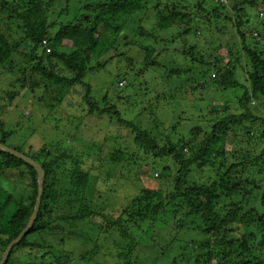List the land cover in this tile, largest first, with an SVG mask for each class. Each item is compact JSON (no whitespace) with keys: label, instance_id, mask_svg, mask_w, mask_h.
Masks as SVG:
<instances>
[{"label":"trees","instance_id":"16d2710c","mask_svg":"<svg viewBox=\"0 0 264 264\" xmlns=\"http://www.w3.org/2000/svg\"><path fill=\"white\" fill-rule=\"evenodd\" d=\"M62 1L65 5H70L74 1L81 7L79 11L83 13L77 22L64 19L68 18L62 16L66 14V9H61V12L56 14L57 7ZM192 1L194 0H0V74L2 70L13 72L14 63L19 57L24 60L26 66L19 72L24 75L18 77L16 82L23 90L30 91L33 96L30 111L34 110L35 113L30 116L24 115V122L40 125L60 122V118L55 116L56 106L62 105L63 97L66 93H71L75 87L87 86L84 97L89 116L98 117V120L106 116L109 119L115 116L119 128L130 134L135 147L146 153H153L155 159L165 162L154 166L156 170L162 169L161 174H156L155 185L151 186L147 183L133 199L132 211L131 209L125 211L129 214L123 216L127 215L129 219H123L122 216L115 223L105 224V233H113L118 226L116 232H121V235L125 237L129 233L125 227L132 225L136 234L141 222L149 219L157 222V217L164 209L166 200L181 198L182 204L187 205L186 211L192 222H201L203 233L210 235L214 245L220 249L210 247L209 242L202 243L196 247L199 250L192 255L189 256V250L185 249L187 253L184 256L172 260L169 264H264V257H258L259 255L255 254L250 247L253 240L251 236H242L240 243L231 236L235 224L250 229L255 222L263 227L264 233V213L251 210L241 217L238 208H233L223 216L214 211L216 204H219L223 197L235 200V191L241 187L239 184L229 187V175L242 164V162L230 164L229 169L221 175L218 171L227 166L228 152L224 147L217 149L216 144L221 141L224 133L226 136L232 135L231 141L244 133L264 140V33H254L253 37V30L248 33L243 30L244 18L247 17L250 9L258 5V0H241V7H234L240 14L234 24L242 39L241 46L235 52L228 51L225 56L219 58L212 51L213 62L205 64L196 56L198 53L195 44L190 46L187 44L193 42L198 32L206 33L205 29L199 26L202 19L209 24L215 23L209 16L212 12L203 7V2L207 0H197L199 12H195L197 14L194 16L189 6ZM203 10L205 15H198ZM216 11L213 13L214 20L218 22L221 18ZM198 18L201 19L195 27ZM227 19L231 20V18ZM261 27H264V22ZM219 49H217L218 54ZM116 57L129 62L132 68L131 73H134L137 68L139 72L136 77L142 70L149 69L160 74V82L166 86L164 91L170 92L169 95L163 96L165 100L174 97L179 100L181 95L189 93L186 86L191 84L190 74L193 72L194 65L216 72L219 79L214 80V85L222 90L238 93V105L243 113L230 115L220 121L215 119L212 131L199 141L201 130L198 125L186 134L179 132L183 127L185 115V110H182L176 121L165 129L167 133H170L166 135L162 130L165 124L157 115L156 109L159 104L157 102L145 104L143 99L138 100L140 96L138 85L141 83L130 74H124L128 82V90L132 91V97L120 96L117 102L124 99L126 102L123 104L130 105L131 114L126 115L125 118L124 112L116 103L110 108L101 107L90 95V84L84 82L90 70L105 69ZM16 85L13 80L12 86ZM55 87L58 90L57 97L47 96L48 98L44 100L38 95L41 88L51 94ZM198 89L206 92L211 88ZM16 95L17 92L13 91L7 96H10V100H14ZM201 101H205V93ZM253 101L256 102L257 109L251 107ZM8 102L7 100L3 106H6ZM11 103L6 110L14 107L15 103L12 105ZM167 105L174 108L173 111L176 113L180 108H184L178 104L167 103ZM142 106H144L142 111H139L138 108ZM208 108L209 106L202 108V113L207 112ZM212 109L217 110L218 106L214 105ZM3 111L1 106V112ZM145 112L149 114L147 128L143 126L144 117L147 116ZM131 115L136 116L134 120L130 118ZM85 120L91 125V118L86 117ZM200 121L198 120V124ZM97 126L96 121V128ZM236 127L241 128L240 135ZM1 128L0 143L34 159L45 171L42 182L44 192L36 222L30 232L12 249L6 264H13L15 263L13 255L16 251L29 250L32 255L34 251H37L36 248H42V245L31 237L38 233H54L56 218L65 221L70 229L83 232V229L80 230L81 222L84 223L93 215L96 216L89 204L93 196L88 185L90 172L87 169L93 165L98 167L97 159L100 160L101 156H97V159L89 156L82 162L78 158H72L69 151L60 152L62 144L59 147L57 145L55 149L50 146L46 148V151L39 150L34 155L25 152L24 149L8 145L7 141L13 132L4 130L5 125L2 121H0ZM162 141H166L163 146ZM235 153L237 152H234V155H237ZM109 155L113 164L121 163L125 159L126 152L124 149H112ZM170 161L174 164L172 168L166 163ZM68 162L70 167L66 168ZM22 168H26L25 171L31 174V181L27 182L30 189L24 194L17 193L16 190V187L20 188L24 180H19V183L15 180L11 182L0 176V261L11 242L17 239L27 226L38 199L37 172L34 167L0 150V172L8 175L10 171H15L19 174ZM207 168L216 174L213 180L208 179L207 183H202L204 176L201 172ZM60 169L68 172L66 177L61 176L60 184L63 182L68 185L66 182H69L72 187L67 193L70 199L68 213L75 211L80 213L78 215L72 214L73 216L68 217L59 215V211L57 212L60 195L56 185L59 183ZM155 172L154 170L150 174L153 175ZM129 173L134 175L132 169ZM172 176L175 178L170 182L169 179ZM167 188H172V191H165ZM219 189L222 191L219 192ZM194 205L197 207L195 208ZM174 214L177 219L178 214ZM158 222L161 224L160 220ZM100 227L92 226L86 230L89 234H94V232L97 233L96 230L101 232ZM179 227H181L180 224ZM187 228L191 227L187 226ZM63 234L62 231L61 235ZM149 237L152 238V236ZM165 238H168V235ZM64 241L62 240L63 243ZM131 245L127 244L118 254V261L121 260V264L127 262L131 264L135 249ZM258 249L260 251L264 249V240L259 244ZM48 255L45 253L43 258ZM51 256L50 258L57 261L54 264H75V262L71 263L70 259L73 258L71 255H64L61 258L59 253L53 252ZM76 259L81 264L83 258ZM28 264L32 263L28 262Z\"/></svg>","mask_w":264,"mask_h":264},{"label":"rangeland","instance_id":"374dc122","mask_svg":"<svg viewBox=\"0 0 264 264\" xmlns=\"http://www.w3.org/2000/svg\"><path fill=\"white\" fill-rule=\"evenodd\" d=\"M75 3L73 1L70 5H65L62 1L60 6H56L58 9L56 14H59L61 9H66V14H62V16H67L68 18L64 19L77 22L83 12L79 11L81 7ZM241 4V0H207L203 2L204 9L206 8L209 12H212L209 13V16L215 24H209L208 21L202 19L199 26L202 29L204 28V32L206 33L201 34V32H198L197 36H194L193 42L187 44V46L195 44L198 53L196 56L202 59L204 64L213 62L212 51L219 58L225 56L228 51L234 50L235 52L241 46L242 39L237 33L238 28L234 24L240 16L234 7H241ZM197 5V0L189 4L191 7L190 12L193 13L192 16L199 12ZM215 10H217L216 14L220 15L221 18L218 22L214 20L215 15L213 13ZM247 14V17L244 18L243 30L247 33L253 30V37L254 33H264V27H261L264 22V0H258V5L250 9ZM198 15L204 16V10ZM227 18H231V20ZM200 19L198 18L195 27ZM219 29L223 31H218ZM218 48H220L219 54L217 53ZM25 66L24 60H21L19 57L14 63L13 72L2 70V74H0V99L2 98L0 100V121L5 125L4 130L13 132L7 144L24 149L25 152H30L34 155L39 150L46 151V148L50 146H52V149H55L57 145L59 147L62 144L63 147L60 152L69 151L72 158H78V160L83 162L86 157L91 156L96 158L97 156H101V161L96 158L99 161L98 167L93 165L87 169L90 172L88 185L93 196L90 198L89 204L96 216L93 215L91 219L86 220L84 222L85 225L83 222H81V225L78 224L81 227L80 230L83 229V232H76L70 229L65 221L56 218L54 233H38L31 237V239H36L42 245V248H36L37 251H34L32 255L29 253L31 252L29 250L16 251L13 255L15 258V263L13 264H28V262L32 264H54L57 261L50 258L53 252L59 253L60 257L71 255L73 257L70 259L71 263L75 262V264H79L76 258H83L81 264H121L122 261H118L117 256L127 244H132L131 246L135 247L133 259L131 257V264H169L172 260L184 256L187 253L185 249L189 250V256L192 255L196 250H199L196 247L202 243L209 242L211 243L210 247L212 246L217 250L220 249V247L214 245V240L211 239L210 235L203 233L201 222H192L186 211L187 205L185 203L184 205L182 204L181 198L166 200L164 209L157 217V222L160 220L161 224L153 222L150 219L146 222H141L136 234L135 228L132 225H127L125 229L129 233L125 237L121 235V232H116L119 228L118 226L115 227L113 233H105V224L115 223L124 214L128 215L129 213L125 212L127 209H131L132 211L133 199L136 198L139 191L145 188L147 183H150L151 186L155 185L154 179L157 178L156 174H161L162 169L157 168L156 170L154 166L165 162L155 159L153 153L149 154L135 147L130 134L124 129L119 128V123L115 116L110 119L106 116L100 120H98V117L89 116L88 106L84 97L87 93V86H77L71 90V93H66V96L64 95L62 105L56 106V110H54L55 116L60 118V122L43 125L24 122L25 116L35 115L34 110L30 111V103H32L33 96L30 94V91L23 90L16 82L18 77L24 75L22 72H19ZM131 69L129 62L116 57L113 63L107 65L105 69L90 70L84 82L90 84V95L101 107L110 108L111 105L116 103L121 111L124 112V117L126 118V115L131 114L130 105L126 106L123 104L126 102L124 99H120L118 102L117 100L120 96L132 97V91L128 90L127 79L124 78V74H130L131 77L141 83L138 85L140 90L138 100L143 99L145 104H155L156 102L159 104L156 110L158 117L165 124V127L162 128L163 134H170L165 129H168L176 121L177 116L184 110L183 127L180 128L179 132L186 134L198 125L201 130L198 137L199 141L212 131L215 119L220 121L230 115H240L243 113L240 105H238V93L235 94L232 90H222L215 86L214 80L219 79L216 72L206 70L201 66H193V72L190 74L191 84L186 86L189 93L181 95L179 100L175 97L170 100L164 99L163 96L169 95L170 92L164 91L166 86L161 84V75L157 72L150 69L142 70L139 76L136 77L139 71L135 68V72L131 73ZM13 80L17 84L14 87L12 86ZM203 87L211 89H207L206 92L198 89ZM13 91L17 92V95L14 100H10V96L8 97L7 95ZM204 93L205 101H201ZM38 95L46 100L47 96L49 98L51 96L57 97L58 90L55 87L50 94L45 92L44 88H41ZM7 100L9 101L8 104L3 106ZM10 103L11 105L15 103L14 107L6 110L9 108L7 106ZM167 103L178 104L184 106V108H180L178 113H176L173 111L174 108L168 106ZM214 105L218 106L217 110L212 109ZM1 106L2 110H4L3 112H1ZM205 106H209L208 111L202 113V108H206ZM143 107L138 108V110L142 111ZM251 107H255L254 109L258 108L255 101L252 102ZM148 115L144 117L143 126L145 128H147L148 124ZM131 116L132 120L136 117L134 115ZM86 117L91 118V125L85 120ZM198 120H201L199 124ZM96 121L98 122L97 128ZM236 129L240 135L241 128L236 127ZM1 130L2 128L0 129V134ZM160 138L164 139L163 136H160ZM231 139L232 135L226 136V133H224L221 141L216 144L217 149L224 147L228 152L227 166L219 171L217 169V171L222 175L229 169L230 164L242 162L240 168L231 172L228 181L229 187L239 184L241 188L235 191V200L223 197L221 202L216 204L214 211L221 216L227 215L233 208L239 209L241 217L251 212V210H257L263 214L264 140L256 139L252 134L246 135L245 133L234 141H231ZM172 140L174 141L173 137ZM165 143L166 141H162V146ZM112 149L125 150L126 155H124L125 159L123 162L112 163L109 155ZM234 152H237L235 153L237 155H234ZM166 163L171 168L174 165L172 161ZM69 167L70 162L66 164V168ZM130 169L134 171V175L129 173ZM25 170L26 168H22V172L19 174L15 171H10L8 175L0 172V176L11 182L15 180L19 183V180H24V183L20 184V188L16 187L17 193L24 194L29 191L30 186L28 183L31 181V174ZM154 170L156 172L153 175L150 174ZM217 171L215 170V172ZM58 174L59 183L56 185V188L60 195L58 200L60 205L57 208V212L59 211V215L68 217L73 216L72 214H80L75 211L68 213L70 212L68 210L70 199L67 193L70 192V188L72 187L69 185V182H66L68 185L63 182L60 184L62 181L61 176L66 177L65 175L68 174L66 170L60 169ZM215 174L210 168L204 169L201 172V175L204 176L202 183H207L208 179L213 180ZM174 178L175 176H172L169 181L172 182ZM199 183L201 182L199 181ZM171 189L167 188L165 191L170 192L172 191ZM221 191L222 189H219V192ZM238 195L241 196L236 197ZM194 207L196 208L197 205H194ZM174 213L178 214L179 217L177 219H175ZM127 215L123 216V219L128 220L129 216ZM179 224L181 227H179ZM92 226H101V232L96 230L97 233L93 231L94 234H89L86 228ZM187 226L191 228L188 229ZM233 229L234 231L231 232L232 239L240 243L242 236H251L253 240L250 243V247H252L255 254L259 255L258 257H264V249L262 251L257 250L259 244L264 240L262 226L255 222L254 226L247 229L235 224ZM62 231L63 235H61ZM167 235L168 238H165ZM149 236H152V238L150 239ZM62 240H65L64 243ZM172 249L173 251L171 252ZM45 253L49 255L43 258ZM3 256L4 254H2L1 258ZM135 257L137 258L135 259ZM129 263L127 262L126 264Z\"/></svg>","mask_w":264,"mask_h":264},{"label":"water","instance_id":"95a60500","mask_svg":"<svg viewBox=\"0 0 264 264\" xmlns=\"http://www.w3.org/2000/svg\"><path fill=\"white\" fill-rule=\"evenodd\" d=\"M0 150L3 152L9 153V154L19 158L20 160L24 161L25 163L33 166L37 172V181H38V199H37V203H36V208H35L32 216H31L29 223L26 226V228L21 232V234L18 236L17 239H15L14 241L11 242V244L7 248L6 252L4 253V256H3L2 260L0 261V264H6L13 247L15 245H17L18 243H20L22 238L30 232L31 228L34 226V224L36 222V217H37V214L39 212L40 205H41V198H42V195L44 192L42 182H43V179L45 178V171H44L43 167L34 159H32V158L26 156L25 154L18 152L16 150L2 144V143H0Z\"/></svg>","mask_w":264,"mask_h":264},{"label":"clouds","instance_id":"9594fccd","mask_svg":"<svg viewBox=\"0 0 264 264\" xmlns=\"http://www.w3.org/2000/svg\"><path fill=\"white\" fill-rule=\"evenodd\" d=\"M255 35H257V34H255ZM12 149H13V148H12ZM28 223H29V222H28ZM27 225H28V224H27ZM25 228H26V227H25ZM25 228H24V229H25ZM24 229H23V230H24ZM8 259H9V258H8ZM1 260H2V259H1Z\"/></svg>","mask_w":264,"mask_h":264},{"label":"built area","instance_id":"2783aa9c","mask_svg":"<svg viewBox=\"0 0 264 264\" xmlns=\"http://www.w3.org/2000/svg\"><path fill=\"white\" fill-rule=\"evenodd\" d=\"M45 43V42H44Z\"/></svg>","mask_w":264,"mask_h":264}]
</instances>
